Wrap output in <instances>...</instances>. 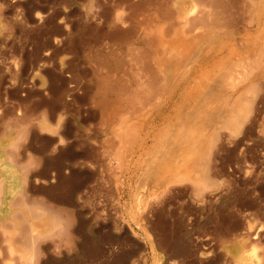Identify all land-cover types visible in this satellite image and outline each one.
Masks as SVG:
<instances>
[{"label":"rangeland","instance_id":"rangeland-1","mask_svg":"<svg viewBox=\"0 0 264 264\" xmlns=\"http://www.w3.org/2000/svg\"><path fill=\"white\" fill-rule=\"evenodd\" d=\"M215 1L0 0V264H264V0Z\"/></svg>","mask_w":264,"mask_h":264},{"label":"bare ground","instance_id":"bare-ground-1","mask_svg":"<svg viewBox=\"0 0 264 264\" xmlns=\"http://www.w3.org/2000/svg\"><path fill=\"white\" fill-rule=\"evenodd\" d=\"M208 4H210V7H211L212 5H214V6H212V7H214V8H211V9H215L217 6H221V7H223L224 9H226V6H225L224 4H221V3L219 2V0H216L213 4L210 3V2H209ZM211 4H212V5H211ZM215 10H216V9H215ZM194 20H195V19H194ZM194 20L191 19V23H190L189 25H191V26H192V24L194 25V24L196 23V21L194 22ZM192 21H193L194 23H193ZM189 22H190V20H189ZM201 22H202V21H201ZM201 22H200V23H201ZM189 25H187V26L184 25V27H186V28H187V27H190ZM159 52H160V51H159ZM160 53H161V52H160ZM160 53H159V54H160ZM260 54H262V53H260ZM238 62H239V61H238ZM241 63H242V62H241ZM256 63H257V62H256ZM228 64L231 65V63H228ZM241 65H242V64H241ZM259 65H261V64H259ZM231 66H233V65H231ZM242 66H243V65H242ZM244 66H245V65H244ZM263 66H264V65H263ZM245 67H247L248 69L253 70L252 68H249L250 66H249V67H248V66H245ZM257 67H258V65H257ZM260 67H261V66H260ZM238 68H239V67H238ZM241 68H242V67H241ZM223 69H224V68H223ZM230 69H233V68L231 67ZM230 69H229V70H230ZM239 69H240V68H239ZM245 69H246V68H245ZM248 69H247V70H248ZM227 71H228V70H227ZM230 71H231V70H230ZM232 71H233V70H232ZM243 71H244L243 73H245L246 70H243ZM248 71H249V70H248ZM224 72H225V70H224ZM233 72H235V71H233ZM241 72H242V71H241ZM246 73H247V72H246ZM246 73H245V74H246ZM225 74H226V73H225ZM228 74H231V73L228 72ZM235 74H237V73H235ZM247 74H248V73H247ZM233 75H234V74H233ZM237 75H239V73H238ZM229 76H230V75H229ZM241 76H243V75H241ZM247 76H248V75H247ZM247 76H246V77H247ZM235 78H236V77H235ZM239 78H240V76H239ZM217 79H218V78H217ZM219 79H220V78H219ZM236 80H237V79H236ZM216 81H217V80H216ZM218 81H220V80H218ZM222 81H223V80H222ZM249 82H250V81H249ZM252 82H253V81H252ZM216 83H217V82H216ZM247 83H248V82H247ZM247 83H246V84H247ZM217 84H218V83H217ZM217 84H216V85H217ZM221 84H222V83H220V85H221ZM250 86H251V85H250ZM241 94H242V93H241ZM239 103H240V101H239ZM239 103H238V104H239ZM233 107H234V106H233ZM237 107H239V105H238V106L236 105V108H237ZM236 108H235V109H236ZM236 110H237V109H236ZM234 111H235V110H234ZM184 128H186V126H185ZM185 130H186V129H185ZM188 131H189V130H188ZM187 133H188V132H187ZM190 133H191V132H190ZM190 133L188 134L189 136H190ZM191 134H192V133H191ZM188 135H187V136H188ZM185 137H186V134H185ZM188 138H189V137H188ZM190 138H191V137H190ZM186 139H187V137H186ZM236 256H237V254H236Z\"/></svg>","mask_w":264,"mask_h":264}]
</instances>
